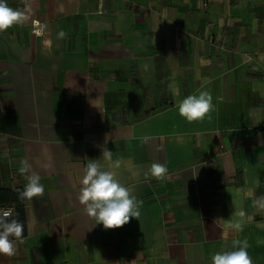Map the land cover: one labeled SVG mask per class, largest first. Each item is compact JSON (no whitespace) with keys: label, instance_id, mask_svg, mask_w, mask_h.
Masks as SVG:
<instances>
[{"label":"crops","instance_id":"0c3cea01","mask_svg":"<svg viewBox=\"0 0 264 264\" xmlns=\"http://www.w3.org/2000/svg\"><path fill=\"white\" fill-rule=\"evenodd\" d=\"M6 2L26 18L0 32V208L22 207L24 235L0 264H212L234 239L264 264V0ZM200 91L213 107L190 123L177 106ZM23 159L45 186L30 202ZM91 160L139 221L86 215Z\"/></svg>","mask_w":264,"mask_h":264},{"label":"clouds","instance_id":"9594fccd","mask_svg":"<svg viewBox=\"0 0 264 264\" xmlns=\"http://www.w3.org/2000/svg\"><path fill=\"white\" fill-rule=\"evenodd\" d=\"M23 12L8 6L6 0H0V32L6 31L25 19ZM60 37H65L61 32ZM171 88V85L169 86ZM178 112L188 122L203 120L212 110V96L207 91H200L195 95H188L178 104ZM105 158L111 157V151L102 149ZM31 164L28 159L21 161L18 172L24 176L26 183L23 188H13L21 201H32L35 197L44 195L45 186L40 182L38 174H29ZM167 166L163 163H153L145 179L154 178L163 180L167 175ZM79 202L84 206L86 215L95 225L102 224L104 229H117L128 224L132 218L139 221L142 200H138L132 189L120 183L112 171L101 170L100 165L91 160L84 169L80 179ZM264 207V203H261ZM223 219L218 218L215 221ZM264 227V224H258ZM227 228L243 231L241 224H228ZM24 235V225L15 218L13 210H0V255L12 257L16 254L15 241L21 240ZM248 241L234 239L232 250L217 252L212 256V264H253L248 253Z\"/></svg>","mask_w":264,"mask_h":264},{"label":"built area","instance_id":"2783aa9c","mask_svg":"<svg viewBox=\"0 0 264 264\" xmlns=\"http://www.w3.org/2000/svg\"><path fill=\"white\" fill-rule=\"evenodd\" d=\"M34 25H35V26H38V23L35 22ZM33 32H34L35 34H39V33H40V29L36 27V28L33 30ZM0 210H11V207H1Z\"/></svg>","mask_w":264,"mask_h":264},{"label":"trees","instance_id":"16d2710c","mask_svg":"<svg viewBox=\"0 0 264 264\" xmlns=\"http://www.w3.org/2000/svg\"><path fill=\"white\" fill-rule=\"evenodd\" d=\"M19 214V216H17L16 218L20 221L23 220V210H22V207L20 206H17V215ZM20 214H21V217H20Z\"/></svg>","mask_w":264,"mask_h":264}]
</instances>
